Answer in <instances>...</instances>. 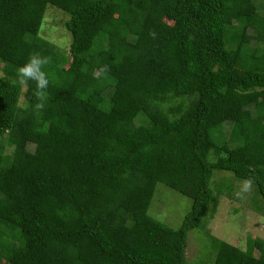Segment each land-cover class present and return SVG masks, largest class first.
I'll return each instance as SVG.
<instances>
[{"label": "trees", "instance_id": "trees-1", "mask_svg": "<svg viewBox=\"0 0 264 264\" xmlns=\"http://www.w3.org/2000/svg\"><path fill=\"white\" fill-rule=\"evenodd\" d=\"M48 9L67 55L40 36ZM34 53L43 101L17 77ZM0 75V264H188L193 230L202 264H264L263 240L205 231L214 172L264 217V0H0ZM157 185L190 200L178 229L149 213Z\"/></svg>", "mask_w": 264, "mask_h": 264}, {"label": "rangeland", "instance_id": "rangeland-1", "mask_svg": "<svg viewBox=\"0 0 264 264\" xmlns=\"http://www.w3.org/2000/svg\"><path fill=\"white\" fill-rule=\"evenodd\" d=\"M46 14L40 36L67 55L71 40L69 33L62 27L66 18L53 9H48ZM213 176V182L219 186L217 189H224L227 196L225 194L219 198L216 213L206 218V233L242 250L246 248L249 239L264 241V217L254 209L252 202L256 196L254 186L237 181L224 172H214ZM230 187L231 191H227ZM190 206L188 198L157 185L149 213L167 227L178 229L189 213ZM213 258L214 254L204 234L197 230L188 232L186 248L188 264L209 263Z\"/></svg>", "mask_w": 264, "mask_h": 264}, {"label": "clouds", "instance_id": "clouds-1", "mask_svg": "<svg viewBox=\"0 0 264 264\" xmlns=\"http://www.w3.org/2000/svg\"><path fill=\"white\" fill-rule=\"evenodd\" d=\"M52 58L39 53L30 55L27 61L17 68V77L21 83L34 82L38 91L37 100L43 101L44 93L50 86L48 66ZM43 103H38L37 108H43Z\"/></svg>", "mask_w": 264, "mask_h": 264}]
</instances>
